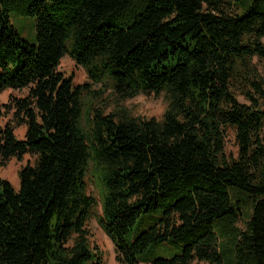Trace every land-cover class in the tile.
I'll return each instance as SVG.
<instances>
[{
  "label": "trees",
  "instance_id": "1",
  "mask_svg": "<svg viewBox=\"0 0 264 264\" xmlns=\"http://www.w3.org/2000/svg\"><path fill=\"white\" fill-rule=\"evenodd\" d=\"M13 13L36 19L35 43ZM65 55L100 92L58 70ZM255 58L264 63V0H0V95L29 89L0 100V165L35 158L19 189L0 177V264H105L93 216L121 264L166 241L179 253L148 264H264ZM107 91L113 108L96 99ZM152 93L166 99L160 119L123 105ZM5 109L24 138L2 124ZM231 133L237 157L226 151ZM152 214L157 223L132 238Z\"/></svg>",
  "mask_w": 264,
  "mask_h": 264
},
{
  "label": "rangeland",
  "instance_id": "2",
  "mask_svg": "<svg viewBox=\"0 0 264 264\" xmlns=\"http://www.w3.org/2000/svg\"><path fill=\"white\" fill-rule=\"evenodd\" d=\"M11 21L16 30L19 32L20 36L30 42L35 43L37 32H36V19L33 16L13 13L11 16ZM254 63L258 68L259 72L262 74L264 79V63L255 58ZM60 72H63L66 76H73L74 84L90 83L92 84L93 90L100 92L101 85L93 83L88 75L86 69L77 64L69 55H65L58 67ZM29 89L23 90H6L0 95V100L3 104H8L14 98H22L27 96ZM103 94V93H102ZM99 95L97 101L99 102L106 99L111 108L116 104V99L110 95V92L107 91L103 95ZM238 98L242 103L249 104V101L241 94H238ZM166 99L163 94L156 95L152 93L150 95L141 94L132 99L127 100L123 103L134 116L142 117H156L162 118V115L166 109ZM111 108L108 110L111 111ZM4 116L2 118V124H10L14 127L15 133L18 137L22 138L26 133V126L19 125L15 119L13 110H4ZM227 154L232 157L238 156V147L235 142L234 134L231 133L227 139ZM35 158L32 155H26L22 160L12 158L6 166L0 165V177L9 179L12 183L13 181H19V171L26 164H33ZM90 194L98 196L97 191L94 190L93 185L89 189ZM97 214H100L101 208L95 209ZM161 215H145L139 219L137 224L134 226L131 231L132 238H135L139 233L145 230L152 228ZM242 225V224H241ZM88 228L91 232V241L93 245L98 246L103 252L105 264H121L116 259V249L111 241V239L106 235L104 230L99 225L97 218L93 216L88 222ZM179 253V250L175 247L174 243L171 241H166L158 244H153L148 251L146 256L144 254L139 255L141 260L140 264H148L146 257L153 260L155 258H171L175 254ZM192 264H208L206 262L195 261Z\"/></svg>",
  "mask_w": 264,
  "mask_h": 264
},
{
  "label": "crops",
  "instance_id": "3",
  "mask_svg": "<svg viewBox=\"0 0 264 264\" xmlns=\"http://www.w3.org/2000/svg\"><path fill=\"white\" fill-rule=\"evenodd\" d=\"M22 138H24V137H22ZM13 185H14V187H15L16 189H19V187H20V182H19V181H13Z\"/></svg>",
  "mask_w": 264,
  "mask_h": 264
}]
</instances>
